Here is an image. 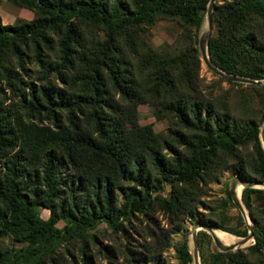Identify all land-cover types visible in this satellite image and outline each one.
<instances>
[{"label": "trees", "instance_id": "16d2710c", "mask_svg": "<svg viewBox=\"0 0 264 264\" xmlns=\"http://www.w3.org/2000/svg\"><path fill=\"white\" fill-rule=\"evenodd\" d=\"M16 1L34 10L35 16L15 23L0 18V69L24 109L41 113L53 126L43 121L41 126L27 125L24 117L10 113L8 118L0 102V155L5 157L0 232L14 226L19 234L15 238L24 242L0 253V264L53 259L54 252L74 238L81 239L80 258L89 264L88 241L99 223L126 234L132 217L147 214L156 203L175 216L192 208L199 180L219 152L236 155L238 148L250 145L249 161L236 159L237 173L245 180L264 181V114L236 121L212 100L178 91L180 84L193 87L191 62L181 54L152 53L137 39L141 26L167 16L194 28L197 40L209 0ZM80 21L102 27L105 38L84 44ZM211 25L216 31L208 37L210 60L226 72L264 78V0H217ZM51 52L58 54L55 59L48 57ZM138 53L149 59L143 86L134 74L143 64ZM73 81L81 83L79 90L66 86ZM158 81L165 86L162 91L153 88ZM250 85L264 90V84ZM109 86L128 102L127 121L132 125L127 128L119 116L111 115L121 103H116ZM156 95L165 97L162 106L182 126L173 127L169 137L135 120L136 103ZM15 146L18 149L11 153ZM166 147L169 151L163 150ZM165 183L171 187L169 196L160 197L154 192ZM254 192L264 199V189L242 188L251 212ZM41 206L49 210L47 217L40 214ZM252 217L254 243L247 250H218L209 264H264V220ZM213 225L237 235L247 233V228ZM176 250L179 264H193L187 237ZM156 262L164 264L161 259Z\"/></svg>", "mask_w": 264, "mask_h": 264}, {"label": "rangeland", "instance_id": "374dc122", "mask_svg": "<svg viewBox=\"0 0 264 264\" xmlns=\"http://www.w3.org/2000/svg\"><path fill=\"white\" fill-rule=\"evenodd\" d=\"M34 16V10L19 4L16 0H0V18L3 23H15L19 19H31ZM258 24H260V21ZM78 27L84 44L97 43L106 36L105 30L102 27L86 21H80ZM210 28L211 33L216 31L215 25H211ZM207 29L208 21L206 14L201 28L198 31L197 40H195L194 28L179 23L175 18L159 16L153 24L141 26L136 35L138 36L137 39L143 42L141 47H144L145 50L151 51L152 53L155 52L157 55L170 57L175 56V54L185 55L183 58L191 62V71L189 73L192 75L189 81L193 87L188 88L186 85L184 87L180 84L181 86L179 85L177 89H181L178 91L190 93L193 96L205 100H212L215 105L227 110L236 121L250 116H254L257 119L262 118L264 114V90L250 85L258 83L230 79L236 82L231 83L227 79H222L220 76L223 75L212 70L202 58L199 49V37ZM57 55H55V52H51L48 57L55 59ZM138 58L142 59L143 57L138 53ZM143 60L140 61L143 64L139 68L135 67L134 69L136 79L141 83V86L145 84L144 77L147 73V61L149 59ZM30 65L32 68L35 67L32 63ZM30 71L32 70L30 69ZM28 79L30 81H36L34 77H28ZM51 80L54 81V78H51ZM39 82L38 80L37 83ZM184 82H186V78ZM57 83L65 86L59 80H57ZM162 83L158 81L154 84L153 88L162 91L165 88ZM66 86L70 89L79 90L81 83L79 81H73ZM109 88L112 91V95L116 97V103H121L120 107L118 109L116 108V111L111 112V115L119 116L123 120V126L125 128L131 126L132 123L127 121V116L129 117V115H126L127 107L129 106L127 100L119 96L114 88L110 86ZM15 91L8 86L5 75L0 69V102L6 109V117L10 118L9 113L11 116L18 115L22 118L24 117L23 123L27 125L32 124V122L40 126L42 123L51 124L52 121L44 117L41 113L34 114L27 112L19 100L18 93H15ZM164 98L162 95H156L153 98L145 99V101L137 102L135 120L138 125L150 124L155 132L169 137L172 134L171 129L173 127L182 129V126L178 122L175 114L162 106L160 101ZM39 121L43 122L41 123ZM263 122L264 117L261 121V127ZM175 143L183 148L182 144L176 141ZM17 149L18 146H15L11 150V153ZM250 149V145L242 146L238 148L236 155L219 152L210 171L204 175L205 177L199 180V193L195 196L196 199L192 208L187 209L179 216H175L156 203L155 206L147 211V214L136 213L132 217V223L127 225L128 232L126 234L114 231L105 222L99 223L96 228L92 229L94 233L92 237L94 238L88 241L89 264H157V259H161L164 264H179L176 246L183 238L187 237L192 252L193 242L191 230L196 223L210 224L213 227H216L213 224L218 225L219 223H223L227 227L236 229L247 228L248 233L249 223L253 229L252 214L264 220V199L255 192L252 193L251 212L242 199L241 194L244 186L238 183L237 197L244 209V216L231 195L228 197V191L230 192L231 181L236 176H239L237 173L238 167L236 159L241 158L243 161L248 162L251 157ZM163 150L169 151L167 147ZM4 160L5 157L0 155V171L5 170L3 166ZM37 163H39V159ZM36 166L38 167L37 171H41V166L38 164ZM246 167L247 170H252L248 163ZM253 187L264 189V184H257ZM170 188V185L165 183L164 188L154 193H158L160 197H168ZM117 195L122 199L119 190H117ZM191 202H193V199ZM40 214L43 217H47L49 210L41 206ZM61 224L62 221H59V225ZM216 228L239 237L247 234L237 235L232 231L219 227ZM202 230L206 232H200V241L197 239L198 261L200 264H203L202 254L206 262L205 264H209L215 257L216 251L220 249L215 245L211 233L204 227L197 226L196 236L199 235L198 231ZM17 235L19 234H17L14 226H11L7 233L0 232V253L7 248L19 247L24 244L23 241L15 238ZM254 241L255 237L253 234L245 243L240 244L238 248L230 250H247L248 246L254 243ZM81 246V239L74 238L63 243L58 251L54 252L53 259L45 257L34 264H83L80 258ZM11 264L18 263L13 262Z\"/></svg>", "mask_w": 264, "mask_h": 264}, {"label": "water", "instance_id": "95a60500", "mask_svg": "<svg viewBox=\"0 0 264 264\" xmlns=\"http://www.w3.org/2000/svg\"><path fill=\"white\" fill-rule=\"evenodd\" d=\"M217 0H209L208 5H207V10H206V15H207V21H208V29L205 30L199 37V49L201 52V56L202 58L206 61V63L209 65V67L214 70L215 72H217L220 75H223L229 79L232 80H239V81H246V82H252V83H264V79H255V78H251V77H247V76H243V75H238V74H233V73H229L226 72L224 70H222L221 68H219L218 66H216L209 58V54L207 51V42H208V37L210 35L211 32V13H212V9L214 6V3ZM260 136H261V140L264 144V122L262 124L261 127V131H260ZM240 183L243 186H254L257 184H264V181H258V180H245L242 179L240 176H236L230 184V195L232 197V199L235 201V203L237 204V206L240 208L241 212L243 213V215L245 216V212L244 209L237 197V184ZM197 226L200 227H204L208 232L211 233L213 241L215 243V245L220 249V250H229V249H234V248H238L239 245H227L224 244L223 241L213 232V226H211L210 224H201V223H196L194 225V227L191 230L192 233V242H193V249H192V256H193V264H200L198 261V248H197ZM248 230L249 232L243 236L244 239L241 240V242H245L247 239H249L250 237L253 236V229L251 224H248Z\"/></svg>", "mask_w": 264, "mask_h": 264}, {"label": "bare ground", "instance_id": "6f19581e", "mask_svg": "<svg viewBox=\"0 0 264 264\" xmlns=\"http://www.w3.org/2000/svg\"><path fill=\"white\" fill-rule=\"evenodd\" d=\"M237 190H238V187H237ZM213 232L223 241L224 244H227V245H231V244L239 245V244H243L246 242V241L241 242V240L244 239L243 237L236 236L232 233L223 231L216 227H213Z\"/></svg>", "mask_w": 264, "mask_h": 264}]
</instances>
